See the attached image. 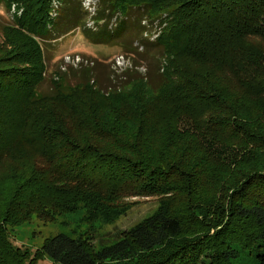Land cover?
Masks as SVG:
<instances>
[{"label":"trees","instance_id":"trees-1","mask_svg":"<svg viewBox=\"0 0 264 264\" xmlns=\"http://www.w3.org/2000/svg\"><path fill=\"white\" fill-rule=\"evenodd\" d=\"M12 1L24 7V17L3 29L0 45L10 46L7 39L19 38L18 34L28 49L19 54V63L35 72L29 76L0 64V163L11 157L7 154L10 146L12 151L32 150L37 162L31 171L16 175V194L0 212V264H37L46 257L54 264H195L198 256L193 250L200 240L210 264H264V221L259 216L264 213V0H204L203 5V0H180L174 9L177 23L155 46L164 52L163 58L169 59L177 47L183 49L178 42L195 38L194 46L188 49L196 47L197 54L192 57L202 61L199 67L206 66V72L201 83L181 68L172 66L160 74L158 67L156 81L152 76L155 71L149 68L146 77L153 97L146 102L181 112L180 133H170L163 145L152 144L142 130L126 134L122 110L102 124L92 118L75 117L73 127L55 112L48 119L40 118L38 106L49 102L54 106V102L74 95L67 81L82 74L85 86L97 84L98 74L111 75L112 67L95 60L85 72L68 67L64 73L59 72V83L47 87L49 82L42 78L46 58L39 39L58 40L62 14L69 16L72 3L81 6L82 1L40 0L37 9L30 7L36 0H0V4ZM186 4L191 7L190 13ZM148 5L151 0H101L102 12L91 20L104 22L101 39L105 40L117 31L108 28L106 12L119 8L128 14ZM47 10L58 16L47 15ZM80 10L72 29L82 28L90 16ZM202 10L216 19L186 23L181 28L180 17L189 14L195 21ZM126 21L118 24L125 23L120 27L122 32L127 30ZM191 27L194 34L185 36ZM146 31L143 26L141 34ZM244 39L259 41L263 48H233L234 41ZM126 75L129 84L140 79ZM212 75L229 81L238 99L227 101L222 88L211 87L207 81ZM105 80L114 87L113 78L107 76ZM23 89L24 101L19 102L16 93ZM245 94L257 109L242 117L239 105ZM190 117L189 123L186 118ZM220 161L227 164V169L217 187L226 186L211 196L205 184L212 176L210 170ZM138 197L157 198L155 213L129 230L115 228L99 235L96 248L84 238L60 234L32 251L14 245V237L9 235L20 224L28 225L34 216L45 224H61L60 219L73 214L81 204L86 205L89 219L109 225L125 209V199ZM220 205L227 210L221 225L225 212L220 213ZM191 225L200 228L192 237L203 235L194 244L181 238L188 236ZM211 230H215L213 236Z\"/></svg>","mask_w":264,"mask_h":264},{"label":"rangeland","instance_id":"rangeland-1","mask_svg":"<svg viewBox=\"0 0 264 264\" xmlns=\"http://www.w3.org/2000/svg\"><path fill=\"white\" fill-rule=\"evenodd\" d=\"M80 1H82L81 6L75 2L72 3V8L69 9V16L66 17L62 14V19L60 21L61 27L56 32L59 38L58 40H54V37H52L48 41L41 42L39 39V43L46 58L43 60L45 70L42 73V78L49 82L48 86H44L49 87L59 83V78L61 77V75L59 77V72L64 73V66H72L74 70H80L82 68V71L85 72L87 69H90L91 65H89V67L88 62L91 63V60L102 62L110 66L112 65V68L109 69L111 75L110 73L98 74V83L90 82L91 84L88 86L83 84L85 78L82 74L77 79H73L72 82L67 81V87L70 88L69 86H71L70 89H73L74 92L72 93L74 95L70 98H62V102H54V106L51 105V102L38 106V116L45 120L50 117L52 112H55L59 117L64 118L69 126L73 127L72 125H76L72 121L75 117H79V119L83 120L85 118H92L94 121L102 124L110 122L113 117L112 114L115 111L122 110L124 113V118L123 115L121 116V119L123 118L122 129L126 134H133L142 130L143 133L150 136L152 144L163 145L165 140H168L170 133H180L179 117L181 116V112L179 110L175 112V110L162 104L146 102L153 97V90L149 86V80L146 77L149 68H151V71H155L152 76L156 81L158 80V67L161 70L160 74H163L165 69L172 66L181 68L185 74H192L193 77H196L195 80L201 83H203L204 74L206 72V66L203 65L199 67L202 61L192 57V55L197 54L196 47L193 50L190 48L188 49L189 45L194 46L193 42L195 44V38L189 37L184 41L178 42L179 46L183 45V49L177 47V49L172 52V57L169 59L166 56L163 58L162 53L164 52L161 53V50L155 46L157 41H159L165 33H169L168 30L174 26L173 24L177 23L174 9L178 6L180 0H151V5H148L145 9L131 11L128 14L126 11L119 8L116 12H106L104 16L110 19L108 28L112 30L117 29V31L114 36H108V39L105 40L101 39V33L106 29L104 22H95L91 20L90 16L82 28L72 29L77 24L78 18L76 15H79L81 11L80 7L88 14H90L88 10L90 7H96L97 12H102L101 0ZM185 1L188 0H181V2ZM59 2L62 3V0H59ZM205 3L206 2L203 0V3H200V5ZM39 6L40 0H36L35 6H33L32 3L30 4V7L35 9ZM164 9L168 11H163ZM190 9L191 7L187 5L186 10L188 13H190ZM200 12L203 13L202 16ZM200 12H198V17L195 21H193V18H191L189 14L180 17L181 28H183L186 23H193V25L196 23L202 24L206 21L215 20L217 17L209 11L205 12L202 10ZM23 14L24 7L17 1L0 4V43H2L1 39H4L2 35L3 29L9 25H14L15 21L17 19L19 20ZM70 14L72 16H70ZM130 14L133 15L132 19H130ZM47 15H52L54 18L58 16L57 13L49 10H47ZM26 18L28 19V16H26ZM49 18L51 19L50 16H48V19ZM184 18L185 20L183 21ZM125 19L127 20V30L122 32L120 30L125 23L122 22L123 24H120V26H118V24L121 21H125ZM145 24L147 31L141 34V29ZM70 29H72V31L66 33ZM189 31L190 32L185 36L188 37L194 34L193 27H191ZM16 36L19 38L9 37L7 39L10 46H7V43L0 45V64H2L5 69L12 68L11 71L21 70V72L25 71L29 76H33L35 70H31L30 67L26 68L19 63V54L28 49L22 42L21 37L18 34H16ZM241 45H246L255 50H261L263 48L261 42H245V39L242 41H234L233 48H238ZM123 56L125 59H122ZM76 58L77 60L74 64L73 60ZM116 58L117 60H115ZM80 60L81 63L78 65ZM82 63L83 65L81 66ZM135 63H137L138 66L136 69L134 68ZM132 69L134 70L132 71ZM127 73L132 74L134 78L137 77L140 79L135 82V84H129L126 77ZM107 76L111 79L113 78V88H110L111 85L105 80ZM212 76L213 77L209 78L207 81L211 87L222 88L227 101H235L238 99V92L230 88L229 81L225 82L215 77V75ZM151 85L153 86V84ZM16 94L18 96L15 100L19 99V102H23L24 89L19 90ZM114 98L122 99L124 102L121 104L110 103V100ZM241 104L242 105H239V109L242 108V117H245L247 114H253L252 112L257 109L252 98L247 94L241 97ZM13 108H15V106ZM141 108L142 111H140ZM186 120L190 123L192 118H186ZM140 122L143 123L141 127ZM11 149V146L7 149V154L11 155V157L0 163V212L4 210L7 202L16 194L15 192L18 188L17 181H14L16 175H23L31 171L37 162V155H34L35 152L32 150L25 148L20 150L14 149L12 151ZM225 169H227V164L220 161L216 162L212 170H210L212 176H209L205 188L207 192L212 193L211 196L216 195L221 187L226 186L225 184L217 187L221 179H224L223 173ZM93 178L98 180L97 176ZM227 185L233 186L230 184ZM222 197L227 199L223 195ZM124 204L125 209H123L109 225L102 224V222H99L97 219H89L86 205L81 204L76 207L73 214L64 215L63 218L60 219L59 222L64 226H61L59 223L57 225L45 224L38 221L37 217L34 216L30 219L28 225L20 224V226L13 231L10 230L9 235L14 237V239H12L14 245L32 251L41 248L46 240L60 234L84 238L91 246L96 248V238L99 235L110 233L115 228L124 231L133 228L155 213L159 206V201L157 198L138 197L125 199ZM220 207H222L220 213H225L219 225L225 222L227 216L225 206L220 205ZM259 216L262 221H264V213H259ZM212 225L217 224L212 223ZM199 229L200 228L191 225L188 236L181 238L193 243L203 236L200 234V236L196 235L192 237L194 236L193 233L195 231L198 232ZM201 232L203 231L201 230ZM214 233L215 230H211L210 235L213 236ZM225 240L227 241L229 238L226 237ZM214 246L216 245L214 244ZM193 252L194 255L198 256L195 264H210L211 259L205 258L206 256L208 257V254L202 249L201 240L198 242V245L194 246ZM200 253H203V255L200 256ZM37 264L54 263L46 257Z\"/></svg>","mask_w":264,"mask_h":264},{"label":"built area","instance_id":"built-area-1","mask_svg":"<svg viewBox=\"0 0 264 264\" xmlns=\"http://www.w3.org/2000/svg\"><path fill=\"white\" fill-rule=\"evenodd\" d=\"M88 10L90 11V14H89V15H90V18L96 16V14H97V9H96V7H90V8H88ZM144 26H146V24H145ZM117 58H119V57H117ZM117 58H116L115 60H117ZM122 59H125V57L123 56ZM76 60H77V58L73 60V63H74V64H75ZM129 61H130V60H129ZM115 62H116V61H115ZM80 63H81V60L78 62V65H80ZM131 64H132V63H131ZM82 65H83V63L81 64V66H82ZM89 65L92 66L93 63L88 62V66H89ZM68 67H72V66H64L63 69H65V71H66ZM74 67H75V66H74ZM77 67H78V66H77ZM111 67H112V65H111ZM132 67H133V66H132ZM72 68H73V67H72ZM117 70H118V69H117ZM65 71H64V72H65Z\"/></svg>","mask_w":264,"mask_h":264},{"label":"clouds","instance_id":"clouds-1","mask_svg":"<svg viewBox=\"0 0 264 264\" xmlns=\"http://www.w3.org/2000/svg\"><path fill=\"white\" fill-rule=\"evenodd\" d=\"M85 6H87V5H85Z\"/></svg>","mask_w":264,"mask_h":264}]
</instances>
